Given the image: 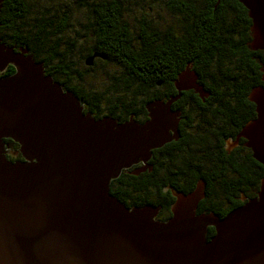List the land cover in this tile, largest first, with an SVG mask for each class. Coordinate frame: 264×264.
Masks as SVG:
<instances>
[{"label":"water","instance_id":"obj_1","mask_svg":"<svg viewBox=\"0 0 264 264\" xmlns=\"http://www.w3.org/2000/svg\"><path fill=\"white\" fill-rule=\"evenodd\" d=\"M238 1L251 19L248 46L264 49V0ZM8 64L14 71L0 74V264H264V176L254 196L223 216L196 212L202 178L187 193L171 187L166 219L157 218V205L127 206L109 191L123 168L139 161L150 168L152 150L179 136L181 111L172 102L182 90L207 94L191 62L173 80L176 94L146 103L143 122L96 118L27 47L0 38V71ZM248 98L255 116L225 148L243 137L264 166V85Z\"/></svg>","mask_w":264,"mask_h":264},{"label":"trees","instance_id":"obj_2","mask_svg":"<svg viewBox=\"0 0 264 264\" xmlns=\"http://www.w3.org/2000/svg\"><path fill=\"white\" fill-rule=\"evenodd\" d=\"M46 1L34 6L31 0H2L0 38L8 45L27 47L43 62L45 72L72 90L84 110L96 118L110 115L122 121L130 113H144L147 101L176 94L173 80L187 62L192 63L207 92L203 98L193 89L180 92L172 104L181 111L179 136L152 150L150 168L138 174L122 169L110 181L113 195L127 206L158 205V219L170 215L174 199L170 186L187 193L200 178L205 181V195L196 212L223 216L243 202L237 197L240 192L255 195L264 166L244 145L243 137L231 150L224 148L226 138L235 137L255 116V104L248 98L250 89L264 85V49L248 46L251 19L240 1L152 0L163 4L173 18L162 27L153 19H139L136 36L123 15L125 0ZM75 15L84 22L81 29L91 41L75 55L81 54V61L90 69L92 64H86L85 58L96 53L93 64L110 60L122 72L110 78L104 89L118 93L117 102L102 105L103 92L83 85L72 55L77 38L65 35L71 27L69 18ZM13 70L8 64L4 74ZM124 91L133 92L139 101L125 98ZM5 142L11 149L18 147L10 138ZM8 158L21 155L8 154ZM213 233L214 228L208 227L207 234Z\"/></svg>","mask_w":264,"mask_h":264},{"label":"rangeland","instance_id":"obj_3","mask_svg":"<svg viewBox=\"0 0 264 264\" xmlns=\"http://www.w3.org/2000/svg\"><path fill=\"white\" fill-rule=\"evenodd\" d=\"M31 1L34 2V6H38L40 3L46 4L47 2L46 0H31ZM124 4H125V11L123 15L125 18H127L130 25H135V36L139 27L138 25L139 19L140 20L142 18H144L145 20L153 19L159 25V27H162L166 22H170L173 18L172 14L163 6V4L161 3L156 4L152 0H125ZM78 20L79 19L76 15L69 18L68 23L69 26L71 27L65 31V35L69 34L71 35L72 38H77L75 40L76 42L74 46L75 51L72 55H73V60L76 62L77 65L75 66L76 69L79 68L80 73L83 75V79H84L82 81L83 85L89 88L99 89V91L103 92L102 105H107L110 102H117L119 101L116 98L118 93L110 94V92H107L108 89L104 90L110 84V78H112L115 75L119 76L122 73L121 70L117 68L116 64L110 62V60H107L106 62L99 60L95 64H93L92 62L91 68L88 69L89 67H87L80 59L81 54L75 55L77 49L80 46H85L86 49L89 47V45H91L90 43L91 41L86 38L85 33L83 34V30L81 29L83 28L84 22H79ZM88 34L89 32L87 33V37ZM74 81L77 80H73L72 82ZM124 93L127 94L125 98L127 99L131 98L132 100H135L136 103L140 99L139 96L133 97V92L131 93L124 91ZM203 96H205V94H203ZM230 140L233 139L231 138ZM235 142L238 143V139H236ZM234 146H236V144L230 146L228 150H230ZM130 167L128 168L131 173L138 174L140 172L138 168L132 167L131 170ZM128 168H123V169L128 170Z\"/></svg>","mask_w":264,"mask_h":264},{"label":"flooded vegetation","instance_id":"obj_4","mask_svg":"<svg viewBox=\"0 0 264 264\" xmlns=\"http://www.w3.org/2000/svg\"><path fill=\"white\" fill-rule=\"evenodd\" d=\"M129 26L131 27V33H132V35L135 33V25H130L129 24ZM133 27V28H132ZM7 67V66H6ZM5 70H6V68L3 70V71H0V74H4V72H5ZM14 71V70H13ZM185 90H188V89H185ZM198 94V93H197ZM199 95V94H198ZM204 97V96H203ZM167 98V97H166ZM166 98H163V99H166ZM154 99V98H153ZM148 102V101H147ZM146 102V103H147ZM146 103L144 104V106H145V112L144 113H142V114H136V113H130L129 114V116L130 115H132L133 116V118L135 119V120H137V121H139V122H143V121H145L147 118H148V111H147V108H146ZM172 104H173V102H172ZM173 107V106H172ZM110 116V115H109ZM129 116H128V118H129ZM115 118V117H114ZM117 119V118H116ZM120 121V120H119ZM229 138V137H228ZM232 139H234L235 137H231ZM227 139V138H226ZM236 145H238V143L236 144ZM235 147V146H234ZM158 148V147H157ZM224 148H225V141H224ZM155 149V148H154ZM226 149V148H225ZM232 149V148H231ZM230 149V150H231ZM227 151H229L228 149H226ZM17 155V154H16ZM151 156H152V153H151ZM151 156H150V158H151ZM150 158L147 160V162L150 160ZM149 163V162H148ZM132 167H135V168H138L139 170H140V172H142V171H144L145 169H148V168H146V166H145V164L142 162V161H139V162H137V163H135L134 165H132L130 168H131V170H132ZM129 169V168H128ZM139 172V173H140ZM170 190H171V186H170ZM172 193V192H171ZM174 196V195H173ZM238 199L239 200H246V198L248 197L246 194H244L243 192H240L239 194H238ZM175 198V197H174ZM174 200V199H173ZM172 203V202H171ZM171 203H170V214H171ZM158 206V205H157ZM210 227V226H209ZM208 235V234H207ZM211 235V234H210ZM209 236V235H208Z\"/></svg>","mask_w":264,"mask_h":264}]
</instances>
